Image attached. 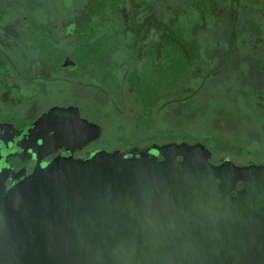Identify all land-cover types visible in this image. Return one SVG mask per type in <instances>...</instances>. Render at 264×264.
Listing matches in <instances>:
<instances>
[{"label": "water", "instance_id": "95a60500", "mask_svg": "<svg viewBox=\"0 0 264 264\" xmlns=\"http://www.w3.org/2000/svg\"><path fill=\"white\" fill-rule=\"evenodd\" d=\"M48 118L42 153L101 132L74 107L29 132ZM211 159L202 143L166 142L55 156L9 187L2 169L0 264H264V165Z\"/></svg>", "mask_w": 264, "mask_h": 264}, {"label": "flooded vegetation", "instance_id": "af4514ba", "mask_svg": "<svg viewBox=\"0 0 264 264\" xmlns=\"http://www.w3.org/2000/svg\"><path fill=\"white\" fill-rule=\"evenodd\" d=\"M33 1L16 0L11 5L0 0V170L9 173L3 180L6 187L18 181V174L28 175L36 165L44 166L55 156L72 155L75 159H84L102 149L103 59L112 65V73L128 75L134 71L138 57L152 51L154 63L162 58L164 67H174V71L180 69L177 52L167 51L165 43H178L182 37L167 34L166 30L170 32L172 28H166L164 19L132 20L128 16L131 12H125L122 15L125 18L118 21L116 11L102 9V0L45 4ZM147 1L157 13L167 5L165 0ZM194 1V34L190 36L193 38V61L202 49L199 39L204 38L203 48L209 50L207 56L213 64L210 66L214 69L212 73L242 76L237 97L242 100L247 117L253 120L252 137L256 140L254 157L226 153L221 160L212 158V163L231 160L240 166L264 165V0ZM6 7L11 11L7 18ZM104 10L113 15L110 19L112 27L106 29L102 28V23L107 20L100 18ZM130 21L133 25H146L148 34H120L119 27ZM133 25L130 24L128 31H132ZM200 27L208 29L212 35L199 38ZM103 30L104 33L111 32L109 50L101 47L103 39L106 41ZM123 42H126V50L121 49ZM140 47H146L150 52L143 54ZM129 55L131 60L126 63ZM65 59L73 64L63 66ZM113 105L117 107L114 101ZM158 105L151 110H160L162 106ZM53 107L77 108L82 119L101 128L100 135L83 145L73 142L67 146L54 141L49 144L50 151L42 153L43 137L52 135L54 118H48L49 122L38 130H29ZM157 132L162 133L161 130ZM150 145L152 143H134L115 149L129 155L133 148L144 152ZM39 151L43 155L37 158ZM242 187L243 183L237 182L236 188Z\"/></svg>", "mask_w": 264, "mask_h": 264}, {"label": "rangeland", "instance_id": "374dc122", "mask_svg": "<svg viewBox=\"0 0 264 264\" xmlns=\"http://www.w3.org/2000/svg\"><path fill=\"white\" fill-rule=\"evenodd\" d=\"M1 1L12 5L16 0ZM25 1L34 2L33 0ZM126 1L127 3L125 0L115 2L102 0L101 7L116 11L117 15L121 14L120 17H116L119 21L125 12H131L128 6L132 4L128 3L132 0ZM44 2L72 3L73 0H36L39 4H45ZM165 2L172 5L170 10L172 14L178 16V12L181 13L183 19H178L180 24L187 26L194 34L193 2L195 1L165 0ZM10 8L13 9L14 6ZM40 8L45 7L40 6ZM6 9V15L10 14V9L7 7ZM159 13L164 17V10H159ZM101 17L107 20L106 23H102V28L112 27L110 24L112 16L108 10L102 11ZM198 31L199 38L212 35L203 27L198 28ZM199 40H202L199 57L192 61L190 64L192 67L186 71L182 81L172 83L166 88L162 87L166 93H169L163 95V102L171 100L173 102L167 105L157 103L158 106L162 105L160 110L150 109L149 115L134 98L125 94L120 105L115 107L114 93L110 89L103 88L100 97L103 125L102 149L110 151L116 147H129L134 143L142 145L144 143L186 142L192 144L199 142L211 151L212 158L215 160H221L226 153H232L236 157H254L256 140L252 137L253 120L247 117L242 100L237 97L239 86L243 83L242 76L237 73H212L214 69L210 66L212 67L213 64H210V58L207 56L209 50L203 48L204 38ZM198 87L197 93L188 97L193 89ZM174 89L179 90L175 101L174 92H172ZM145 129L148 132L143 131ZM158 130L162 133H158Z\"/></svg>", "mask_w": 264, "mask_h": 264}, {"label": "trees", "instance_id": "16d2710c", "mask_svg": "<svg viewBox=\"0 0 264 264\" xmlns=\"http://www.w3.org/2000/svg\"><path fill=\"white\" fill-rule=\"evenodd\" d=\"M115 2L116 0H110ZM127 3V1L125 0ZM128 4H132L131 13L128 14L130 19L136 20L137 18L141 19H164L165 26L167 29L172 28V31L168 32L166 30V33H172L175 35H180L182 38L180 42L178 43H165L166 47L165 49L171 50L173 53L177 52V62H179L180 69H175L174 67H171L170 69L168 67H164L162 58L159 59L158 63H154L152 55V51L150 52V49L146 47H140V51L144 52L143 54L150 52L149 55H141L143 57H138V63L132 73H129L128 75H116L111 72L112 69L110 64H106L107 59L102 60V67H103V88L111 89L114 93L113 101L117 105H120L121 101L123 100L124 94L129 96L130 98H134L137 103L140 104V106L146 110L152 109V107H156L157 103H161L163 105H167V103L173 102L171 101H164L163 102V95L169 94L166 93L162 87H169L172 83H179L182 81L181 79L184 78L185 73L187 70H189L190 64L193 61V38L191 36L192 32L190 29L184 26H182L180 21L178 19L181 18V13L178 12V16L171 13V7L172 5H166L164 7V17L159 16V13L155 11L151 5L150 2L147 0H132ZM192 9V8H191ZM134 13V14H133ZM113 18V15H111ZM116 17H120V15H116ZM122 17V16H121ZM125 18V17H124ZM101 19H104V17ZM171 21V23H168V21ZM134 22V21H133ZM136 22V21H135ZM126 23V22H125ZM131 25V21L129 22ZM129 23L122 24L119 29L121 30L120 34L122 35H140L145 36L148 34L147 32V26L139 24H134L132 31H128V29L131 27ZM172 25V26H169ZM103 38L104 35H106V41L103 39L101 43V47L103 49H108L110 47V40H111V32L104 33L103 30ZM119 37V33H117ZM140 41H142L140 39ZM125 43H122L121 49H125ZM131 44V43H130ZM175 57V55H174ZM130 55L129 58L126 59V63L130 62ZM173 59V58H172ZM112 86V87H111ZM200 87V86H199ZM198 88L193 89V91L190 93L188 97H191L192 95L196 94L198 91ZM104 90V89H103ZM163 92H165L163 94ZM172 92H174V101L177 100V93L179 90L174 89ZM163 102V103H162ZM162 105H160L161 107Z\"/></svg>", "mask_w": 264, "mask_h": 264}]
</instances>
